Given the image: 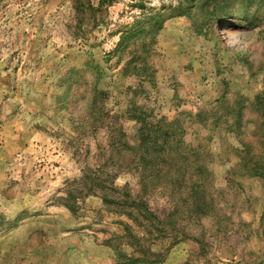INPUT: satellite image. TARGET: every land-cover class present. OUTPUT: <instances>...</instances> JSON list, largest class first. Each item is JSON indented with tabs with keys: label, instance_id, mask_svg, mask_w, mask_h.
<instances>
[{
	"label": "rangeland",
	"instance_id": "rangeland-1",
	"mask_svg": "<svg viewBox=\"0 0 264 264\" xmlns=\"http://www.w3.org/2000/svg\"><path fill=\"white\" fill-rule=\"evenodd\" d=\"M0 264H264V0H0Z\"/></svg>",
	"mask_w": 264,
	"mask_h": 264
},
{
	"label": "trees",
	"instance_id": "trees-1",
	"mask_svg": "<svg viewBox=\"0 0 264 264\" xmlns=\"http://www.w3.org/2000/svg\"><path fill=\"white\" fill-rule=\"evenodd\" d=\"M143 147H144V145H143Z\"/></svg>",
	"mask_w": 264,
	"mask_h": 264
}]
</instances>
